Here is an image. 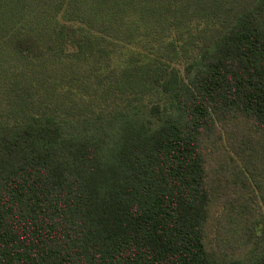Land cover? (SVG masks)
I'll return each mask as SVG.
<instances>
[{"label": "trees", "instance_id": "1", "mask_svg": "<svg viewBox=\"0 0 264 264\" xmlns=\"http://www.w3.org/2000/svg\"><path fill=\"white\" fill-rule=\"evenodd\" d=\"M0 264H264V0H0Z\"/></svg>", "mask_w": 264, "mask_h": 264}]
</instances>
